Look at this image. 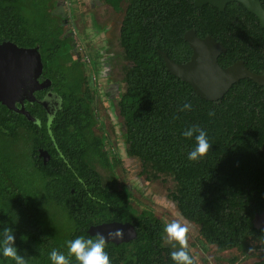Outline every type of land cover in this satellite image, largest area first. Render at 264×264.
<instances>
[{"label":"trees","instance_id":"obj_1","mask_svg":"<svg viewBox=\"0 0 264 264\" xmlns=\"http://www.w3.org/2000/svg\"><path fill=\"white\" fill-rule=\"evenodd\" d=\"M103 1L122 14L119 45L127 63L109 91L125 141L123 153L113 155L96 111L108 96L97 83L101 63L72 56L73 38L64 26L68 11L62 6L61 16L49 22L45 16L59 10L54 0H0V45L37 48L50 91L60 99L53 116L37 102L26 103L31 117L0 102V228L14 229L26 264H51L52 248L67 256L65 241L95 238L92 226L129 222L136 238L106 241L110 264H173L174 249L162 240L166 222L142 198L144 192L136 195L122 167L124 157H133L142 164L137 176L143 183L172 184L169 200L196 230L190 245L186 233L194 264L201 263L193 247L205 255L215 247L214 264H264V229L254 223L264 212V87L245 78L221 99L206 100L167 70L159 52L187 62L192 50L184 35L193 29L226 47L218 58L221 66L242 60L251 71L264 73L258 17L239 2L222 11L211 4L196 7L194 0ZM96 26L92 40L108 31ZM185 102L191 109L179 111ZM189 125L203 128L210 143L194 162L186 159L193 141L181 136ZM42 149L49 152L47 161ZM68 260L76 264L74 257ZM0 264L13 262L0 257Z\"/></svg>","mask_w":264,"mask_h":264},{"label":"water","instance_id":"obj_2","mask_svg":"<svg viewBox=\"0 0 264 264\" xmlns=\"http://www.w3.org/2000/svg\"><path fill=\"white\" fill-rule=\"evenodd\" d=\"M230 2L241 3L248 11L255 14L261 26L264 28V7L260 0H194L196 7L211 4L220 10H224ZM184 38L189 44L192 55L185 63H178L169 58L166 52L159 51L162 55L167 70L172 75L189 83L194 91L206 100H219L231 88V86L241 79H251L264 87V73L251 71L239 60L230 66L223 67L219 64V56L226 52V47L214 37L207 35L199 37L193 29L188 30ZM43 72L41 55L37 48L20 47L13 42H4L0 45V102L19 113L31 117L25 109V101L37 102L50 110L55 106V111L60 108L59 98L55 95V102L39 100L35 97V92L48 88L49 81L40 82L39 77ZM49 82V83H48ZM49 84V85H48ZM53 97V94L52 96ZM53 97V99H55ZM20 104V107L17 106ZM41 156L45 161L49 159L47 151L41 150ZM256 227L264 229V212L256 214L254 218ZM119 229L122 236L119 239H108L109 232ZM91 235L103 234L106 241L119 243L128 242L137 236L136 228L133 224L126 222H110L92 226L89 230Z\"/></svg>","mask_w":264,"mask_h":264},{"label":"rangeland","instance_id":"obj_3","mask_svg":"<svg viewBox=\"0 0 264 264\" xmlns=\"http://www.w3.org/2000/svg\"><path fill=\"white\" fill-rule=\"evenodd\" d=\"M61 1L64 0H59V1H55L53 3H57V5L55 6V8H58L59 10H57L56 12L51 13V15L48 13V15L45 16L46 20H49V22H52L54 19V15L56 16H61V12L60 10H62L65 6L61 3ZM74 2L76 1H83V0H73ZM53 3H48L47 5L50 6ZM68 5H72L73 3L71 2V0L67 1ZM78 3L76 2V4L72 5V10H71V17H70V22L66 24H64L66 32L67 31H72L73 32V37L75 38V44H76V49L79 50V52H83L85 54L88 52V57L91 56V59H94V55L92 53H89V46L93 48L94 50L98 51H105L106 46H107V35H102L100 36L98 39L92 40V38L94 37V25L93 23L90 21V16L88 15L90 12V5H91V0H87V4L86 7H83L82 10L78 9ZM77 5V6H76ZM61 6V7H60ZM64 6V7H62ZM78 9V10H75ZM104 10V14L107 15L108 12L111 13V11L106 10V6L100 8V10L98 11L99 13H102V11ZM74 16V17H72ZM107 18V17H106ZM122 17L118 18V26L115 27V31H114V36H113V40H112V44L111 46L106 49L107 53H109V56L111 57L112 60V64H114V66H116L117 68L114 69V77L115 79H117L118 81H121L122 79V72L121 69L122 67H124L127 63L124 62V60L122 59V49L119 45V30H120V23L122 21L121 19ZM56 20V19H55ZM57 21V20H56ZM69 20H66V22ZM73 24H70L72 23ZM56 23V22H55ZM103 26L105 28V26L108 28L107 25H102V24H98L96 26V28L98 29V31H100L101 29H103ZM111 28V27H110ZM112 32V30L110 31ZM106 39L105 41L103 40L102 44L100 43V39ZM89 39H91L92 41H89ZM91 49V48H90ZM92 51V52H93ZM72 53V56L74 57V53ZM90 55V56H89ZM101 55V53H100ZM93 56V57H92ZM100 57V56H99ZM99 62L100 61V58ZM87 62L89 64H91V61ZM100 75H102V77H98L99 81L98 82L100 84V86H104L107 85L108 83H110L109 80L105 79V77L107 76L106 71L103 69L102 64L100 66ZM103 84V85H101ZM121 87H124V85L122 84ZM105 96V95H104ZM106 97V96H105ZM111 119H114V121L119 125L118 129H120V131H122V126H121V121L120 118H117V115L114 113L110 114ZM120 142H121V148H120V152H122V150H125V141H124V136L122 135L121 132V137H120ZM124 147V148H123ZM124 166L125 169H127L130 173V180L133 179V187H134V192L136 193L137 196L141 197V194L144 192V197H142L146 202L150 203L153 206V209L155 210V213L157 216L161 217L166 223L171 222L172 220H178L180 221L182 224H184L187 228V232L189 234V237L187 238V243L190 245L191 242L194 241V237L196 235V230L193 224L188 223L186 220H184L178 210H177V206L174 202H172L171 200H169L168 198V189L169 187H171V183L170 182H153V183H143L141 178H138V173L140 172V169L142 167L141 162H139L138 159H135L133 157H124ZM123 167V166H122ZM120 167L119 172L121 170H123V168ZM118 172V171H117ZM103 174H107L106 171H102ZM135 178H132L134 177ZM145 188V189H144ZM191 251L195 254V256H197L199 262L201 264H205V262L203 261V258H208L209 257V261L207 262V264H214L215 260H214V253H215V247L211 248L210 251L207 253V255L203 254L199 249H197L196 247L191 248ZM223 255H227L229 256L230 254L228 252H224L222 253ZM252 262L254 261L251 260ZM251 261H249V263H252ZM248 263V262H247ZM244 263V264H247Z\"/></svg>","mask_w":264,"mask_h":264},{"label":"clouds","instance_id":"obj_4","mask_svg":"<svg viewBox=\"0 0 264 264\" xmlns=\"http://www.w3.org/2000/svg\"><path fill=\"white\" fill-rule=\"evenodd\" d=\"M260 3L264 4V0H260ZM191 107V103L185 102L179 111H188ZM181 136L193 141L192 147L186 153L189 162L198 161L210 148L207 133L199 125H189L181 132ZM163 233L162 240L174 249L169 252L173 264H194V258L186 245V226L178 220H172L164 224ZM121 236L122 232L119 229L107 234L108 239H119ZM65 246L67 256L56 248L48 252L51 264H69L68 257H74L76 264H110L108 253L105 251L106 238L103 234L98 233L95 238L77 236L65 241ZM0 257L10 259L13 264H26L25 256L19 254L15 245L14 229L7 225L0 228Z\"/></svg>","mask_w":264,"mask_h":264},{"label":"flooded vegetation","instance_id":"obj_5","mask_svg":"<svg viewBox=\"0 0 264 264\" xmlns=\"http://www.w3.org/2000/svg\"><path fill=\"white\" fill-rule=\"evenodd\" d=\"M86 4H87V2H86ZM86 4H84V3L80 4L79 9L82 10L83 7H86ZM104 6H106V10L111 11V13L108 12L107 15H105L104 10L102 11V13H99L98 11L100 10V8H102ZM89 7H90V12L88 15L90 16V21L93 23V25L94 24L95 25L102 24V25L108 26V28L105 26V28L108 29V31H106V33H105V35L108 34L107 41H106L108 43L106 46V49H108L112 44L115 27H117L119 24L118 18L122 17V14L120 12L116 11L111 5L105 3L103 0H91V5ZM71 10H70V12H71ZM71 15H72V13L70 14V17H71ZM70 17L66 19L69 21L66 22V20H65L66 25H67V23L70 22ZM72 17H74V16H72ZM121 19L123 20V17ZM121 23H122V21H121ZM70 24H73V22ZM111 30H112V32H110ZM67 33L69 35H71L73 38L74 48H73L72 52L74 53V56H76V58H78L79 61L80 60L82 61V59H85L84 57H88V55H86L87 54L86 52L84 54L83 52H81V51L79 52V50L76 49V44H75L76 42H75V38L73 37V32L70 30V31H67ZM103 40L105 41L106 39L105 38L102 40L100 39L101 44H102ZM106 49H105V51H99V54H98L97 50H96V52L94 50L95 54L93 52L95 60L97 59V62H98L99 61L98 58H100L103 69L107 72L106 74H107L108 78L111 79L110 83H108L107 85H104L103 87L101 86L102 87L101 91L103 93H106V95H108V96L105 97V99H106L105 103H103V104L98 103L96 111L99 114L100 124L102 123L104 128H105L103 131V135H104V139H105V147H106L107 151L111 152V154L113 155V153L117 152V150H120V148H121L120 147L121 146V142H120L121 131H120V129H118L119 125L114 120H111V117H110L111 113H114V114L116 113L115 100L109 94H110V92L114 91L113 90V88L115 87L114 84L117 83L116 82L117 79H115V77H114V74H115L114 69L117 67L114 66V64H112L111 57L109 56V53L106 52L107 51ZM100 53H101V55H100ZM87 60H91V57H88ZM101 64H100V66H101ZM47 79L48 78L45 76L44 71H43L41 76L39 77V81L42 83V82L47 81ZM98 82H100L99 78H97V83ZM98 85L100 86L99 83H98ZM101 85H103V84H101ZM50 87L36 91L35 97L39 100H46V103L47 102L51 103V101L55 102L54 100H56V97H55V94L50 91ZM40 92H43L42 98L37 97V94L38 93L40 94ZM52 94H53V97H55V99H53V97H51ZM27 102L28 101H25V109H26V103ZM29 103H35V102H29ZM59 103H60V99H59ZM17 106L20 107V104L17 103ZM42 107L46 111V114H48L50 116L54 115V114L52 115V113L49 111H55L56 110L55 106H51L52 108H50V110H47V108H45L44 106H42ZM96 132H97V130H96ZM42 150L46 151L44 149H42ZM122 153H123V151H122ZM48 154H49V152H48ZM49 157H50V155H49ZM123 167H125V166H123ZM100 169H101V171L103 170L101 167H100Z\"/></svg>","mask_w":264,"mask_h":264},{"label":"crops","instance_id":"obj_6","mask_svg":"<svg viewBox=\"0 0 264 264\" xmlns=\"http://www.w3.org/2000/svg\"><path fill=\"white\" fill-rule=\"evenodd\" d=\"M58 1H59V0H58ZM67 1H68V0L61 1V3L64 4V6H65L64 9L68 11V18H69V17H70V14H71V12H69V11H70L69 9H70L72 6H71V5H68V4H67ZM71 2H72L74 5H75L76 2H77V3H78V4H77V5H78V9H79L80 4H83V3L86 4L87 0L76 1V2H74L73 0H71ZM73 4H72V5H73ZM77 5H76V6H77ZM84 6H85V5H84ZM78 9H76V10H78Z\"/></svg>","mask_w":264,"mask_h":264}]
</instances>
